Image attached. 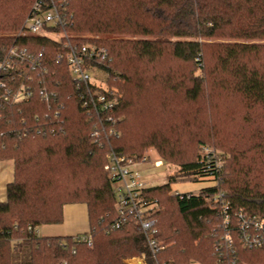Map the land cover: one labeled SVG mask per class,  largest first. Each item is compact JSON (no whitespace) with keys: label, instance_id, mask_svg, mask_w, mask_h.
<instances>
[{"label":"trees","instance_id":"trees-1","mask_svg":"<svg viewBox=\"0 0 264 264\" xmlns=\"http://www.w3.org/2000/svg\"><path fill=\"white\" fill-rule=\"evenodd\" d=\"M35 1L0 0V58L16 46L43 53L39 66L22 64L14 81L0 84V161H14L0 201V264H128L144 252L153 264L139 224L115 226L117 198L105 170L111 149L142 159L151 147L178 166L168 183L146 189L158 202L156 259L264 264V247L222 243L223 203L233 230L239 212L264 218V0H61L71 41L109 53L102 67L122 119L119 136L98 141L67 63L56 59L61 43L23 34ZM5 78L0 73V83ZM21 83L33 86L32 97L5 101L9 85ZM204 147L220 150L208 157ZM179 178L215 183L171 193ZM68 203L87 205L90 230L81 235L91 246L81 235L27 229L62 223Z\"/></svg>","mask_w":264,"mask_h":264},{"label":"built area","instance_id":"built-area-1","mask_svg":"<svg viewBox=\"0 0 264 264\" xmlns=\"http://www.w3.org/2000/svg\"><path fill=\"white\" fill-rule=\"evenodd\" d=\"M60 1L36 0L25 21L23 34L46 35L61 43L56 59L67 63L77 97L82 101L84 108H86L93 121L91 136L95 141L101 140L103 136L105 138L111 135L119 136L115 126L122 118L116 117L114 113L118 105V99L114 95L115 92L94 83L92 78V72L104 70L102 66L109 57V53L103 46L94 42L71 41L63 27L65 19L60 9ZM42 57L43 53L36 54L27 48L17 46L10 48L6 56L0 58V73L6 74L7 77L0 84L7 86V80L14 81L16 79L14 72L21 70L22 64L29 63L34 67L39 66ZM33 93L34 88L31 84L21 83L14 86L9 85L3 98L5 101L16 103L29 100ZM40 93L47 102H50V96L45 88H42ZM202 149H207L202 154L208 157H211V154L215 157L217 152L210 147ZM149 161L150 158L147 156L136 159L111 149L105 170L112 182V188L117 198L116 208L120 220L116 222L115 226H120L123 221L128 219L135 220L144 232L153 258V264H166L156 259V252L160 249L154 239L157 232L155 214L158 210V202L152 199L146 191L151 186H147L143 180L144 171L135 168V165ZM154 164L157 168H160L159 170H162L163 162L161 160H156ZM222 164L221 157L217 156V165L221 166ZM175 194H178V192ZM223 207L226 231L222 243L231 249L235 240L238 239L245 248L264 247V218L250 217L243 212H239L238 224L236 229L233 230L229 223V214L225 211L227 205L223 203ZM27 229L37 231V228H33L31 225H28ZM77 239L87 240L88 245H92L90 236L81 235ZM219 245L221 243L216 244L215 247L217 248ZM127 263L150 264V261L147 253L144 252L137 257L127 259Z\"/></svg>","mask_w":264,"mask_h":264},{"label":"rangeland","instance_id":"rangeland-1","mask_svg":"<svg viewBox=\"0 0 264 264\" xmlns=\"http://www.w3.org/2000/svg\"><path fill=\"white\" fill-rule=\"evenodd\" d=\"M97 78H96V77ZM92 78L93 82L96 84H99L101 86L107 87L111 90L108 82H107V72L104 70H98L95 72H92ZM114 91V90H112ZM233 123L226 124V129L229 131L233 130ZM211 149H218L215 147H210ZM207 149H200L199 151L202 153L205 152ZM220 150V149H218ZM143 156H147L150 158L149 162H146L144 164L135 165V168L137 169H143L147 170V173L144 174L143 180L147 186H158L162 184H166L169 182V176L173 174L177 169L178 166L172 163L167 162L164 160L157 152V150L153 147L147 148ZM156 160H161L163 162V165L161 166L162 170H159L160 168H157L154 164ZM225 162V161H224ZM12 168V165L10 162H5L3 164H0V167H3L5 169ZM215 182L208 178H202L200 180H195L193 178H179L175 182H171V193H193L197 194L199 191L204 188L213 185ZM2 195V190H0V196ZM78 204V203H76ZM82 205V203H81ZM84 229H82L80 232H89L88 223L86 222V216L84 214ZM72 227V226H71ZM82 227V226H81ZM133 258V257H131ZM130 259V258H129ZM191 264H202L199 261H194Z\"/></svg>","mask_w":264,"mask_h":264},{"label":"crops","instance_id":"crops-1","mask_svg":"<svg viewBox=\"0 0 264 264\" xmlns=\"http://www.w3.org/2000/svg\"><path fill=\"white\" fill-rule=\"evenodd\" d=\"M5 162H10L12 168L5 169L0 167V190H2V195L0 196V201H5L6 187L7 184L14 180V161L13 160H2L0 164ZM143 170V169H142ZM144 174L147 170H143ZM84 214L86 216V222L90 230L88 207L85 203H68L64 206V221L60 224H46L37 227V232L42 236H77L83 234L80 232L84 229ZM72 226V227H71ZM82 226V227H81ZM87 232V231H86ZM84 232V233H86Z\"/></svg>","mask_w":264,"mask_h":264}]
</instances>
